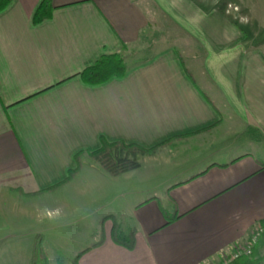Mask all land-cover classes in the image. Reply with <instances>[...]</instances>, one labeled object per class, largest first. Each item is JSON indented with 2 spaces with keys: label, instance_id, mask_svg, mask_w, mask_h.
Returning a JSON list of instances; mask_svg holds the SVG:
<instances>
[{
  "label": "crops",
  "instance_id": "obj_1",
  "mask_svg": "<svg viewBox=\"0 0 264 264\" xmlns=\"http://www.w3.org/2000/svg\"><path fill=\"white\" fill-rule=\"evenodd\" d=\"M41 1L0 11V264H32L36 236L50 243L52 233L75 249L71 264L78 255V264L221 263L264 226V144L241 141L255 128L264 143V50L201 1L154 0L202 46V65L172 46L89 85L80 73L103 54L127 55L123 44L152 22L147 10L137 0H53L52 17L34 24ZM227 110L241 124L226 128ZM101 137L146 148L173 140L117 177L86 157L72 182L45 191ZM111 215L129 218L133 249L113 241ZM254 251L264 264V235Z\"/></svg>",
  "mask_w": 264,
  "mask_h": 264
},
{
  "label": "rangeland",
  "instance_id": "obj_2",
  "mask_svg": "<svg viewBox=\"0 0 264 264\" xmlns=\"http://www.w3.org/2000/svg\"><path fill=\"white\" fill-rule=\"evenodd\" d=\"M137 1L145 7L152 22L144 31L142 39L137 44L129 46L126 52L127 55L124 53L128 66L136 65L149 60L156 54V52L172 46L176 47L184 54L188 63L194 62L201 66L202 58L205 53L202 46L198 45V42L194 41L192 37L187 34L185 29H183L169 15L162 11L154 0ZM197 1H201V3L206 6L204 8L206 10L209 8L210 10L216 9L222 12L248 37V41L251 46L264 50V0ZM189 54H192V56L194 55V57L196 56L194 60H189L191 58ZM238 124H241V121L233 114L232 111H224L223 125L226 128L238 126ZM246 138H250L248 132L241 137V141H244ZM259 142H261L262 145L264 144L263 141ZM262 149L264 150V145ZM84 158H86V156ZM93 189L95 193L96 189ZM52 193L54 192L52 191ZM54 195L66 194L62 191L59 193L57 192V194ZM22 201L23 200L20 198L18 202L20 206ZM51 202L52 201H47L46 204L41 206L42 211L45 214L47 213V210L52 209ZM120 214L122 215L123 212ZM121 215H118V217L115 218L120 225H122L121 222L127 224L129 218L120 217ZM26 220H28V218H26ZM60 236L61 235L59 233H52V242L47 243V241H43L44 250L48 254L47 264H71L69 259V256L71 255L70 252H73L75 249L62 248L61 244L63 242Z\"/></svg>",
  "mask_w": 264,
  "mask_h": 264
},
{
  "label": "trees",
  "instance_id": "obj_3",
  "mask_svg": "<svg viewBox=\"0 0 264 264\" xmlns=\"http://www.w3.org/2000/svg\"><path fill=\"white\" fill-rule=\"evenodd\" d=\"M52 1L53 0L41 1L33 18L34 24H40L44 20L52 17L55 9ZM9 3L10 0H0V11L4 10ZM128 48L129 46L127 44H123L124 51H126ZM128 71L129 66L123 52L103 54L93 65L84 69L80 73V77L86 84L100 85L113 78H123L128 73ZM188 74L192 76L190 72H188ZM248 134L253 140H262L263 135L255 128H249ZM172 140L163 142L152 148H146L137 143H126L124 141L112 142L105 137H101L100 147L98 149L94 151L78 152L74 157L76 166L69 170L67 177L62 182L50 187L45 191H55L72 182L82 171L83 158L85 156L96 163L109 175L117 177L140 168L142 164L140 158L142 156L155 153L160 147L167 145ZM227 165H229V163L222 164V166ZM106 218H111L113 220V227L111 231L113 241L118 245L124 246L128 249H133L136 244V229L132 228L126 232L122 228V225H120V223L117 221L115 216L111 215ZM101 225V234L103 235V222ZM43 241V235L36 236L33 248L32 264H47V254L43 247ZM100 242L94 243L92 246H96ZM86 250L82 252H85ZM82 252L80 254H82ZM79 256L80 255L74 259L75 264H78L77 261ZM230 264H261V260L257 258L256 252L254 251L251 256H243L234 260Z\"/></svg>",
  "mask_w": 264,
  "mask_h": 264
},
{
  "label": "built area",
  "instance_id": "obj_4",
  "mask_svg": "<svg viewBox=\"0 0 264 264\" xmlns=\"http://www.w3.org/2000/svg\"><path fill=\"white\" fill-rule=\"evenodd\" d=\"M264 235V226L258 224L250 235L248 241L237 244L234 250L230 254H224L219 264H230L234 260L239 259L243 256H251L254 253L256 245Z\"/></svg>",
  "mask_w": 264,
  "mask_h": 264
}]
</instances>
